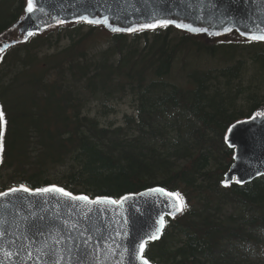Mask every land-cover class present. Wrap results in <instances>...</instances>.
<instances>
[{"label":"trees","instance_id":"16d2710c","mask_svg":"<svg viewBox=\"0 0 264 264\" xmlns=\"http://www.w3.org/2000/svg\"><path fill=\"white\" fill-rule=\"evenodd\" d=\"M25 7L0 0V43ZM102 33L52 28L0 57V193L56 184L119 199L160 186L185 211L147 245L152 264H264V177L222 186L233 163L226 130L264 107V44L167 27L101 46ZM218 58L227 65L201 62ZM125 100L134 113L104 123Z\"/></svg>","mask_w":264,"mask_h":264},{"label":"water","instance_id":"95a60500","mask_svg":"<svg viewBox=\"0 0 264 264\" xmlns=\"http://www.w3.org/2000/svg\"><path fill=\"white\" fill-rule=\"evenodd\" d=\"M33 3L35 11L29 13L26 3L25 16L18 24L21 41L2 43L0 55L52 27L74 23L102 26L109 33L139 32H114L104 24L82 21L84 16L92 20L107 18L112 27L123 29L171 19L207 31L169 27L196 36L205 35L210 40L234 32L247 39L248 34L264 29V0H33ZM228 28L230 32L226 31ZM146 30L152 29L142 31ZM242 32L246 35H241ZM258 114H264V108L250 118L235 122L225 134V143L234 152V162L225 175L224 187L244 186L264 177V115ZM51 186L62 188L48 187ZM158 188L162 187L125 195L119 200L72 193L92 201L98 198L122 201L117 204L73 201L60 193L35 194L36 189L31 188L32 192L0 197V232L3 233L0 264H141V243L146 241L145 252L148 243L161 239L166 219H176L184 211V208L176 210L174 198L167 195L169 191L164 188L163 193L152 191ZM161 218L165 222L163 228ZM158 229L159 238L152 240L150 237ZM6 252L10 255H5Z\"/></svg>","mask_w":264,"mask_h":264},{"label":"snow or ice","instance_id":"6c2138e0","mask_svg":"<svg viewBox=\"0 0 264 264\" xmlns=\"http://www.w3.org/2000/svg\"><path fill=\"white\" fill-rule=\"evenodd\" d=\"M27 11L29 13H32L35 11V6L33 3V0H27ZM81 20L84 22H87L89 24H104L105 26L111 27V30L114 32H121V31L135 32V31H142L144 29L155 30L158 27L159 28H167V27H169V25H174L177 28H182V29L187 30L189 32L207 31L206 29H199V28L192 27L189 24L176 23L174 20H171V19H157V20H154V22H152V23L142 24L140 26V28H128V29L112 27L110 21L107 18H104L103 20H92V19H89L88 17L84 16V17H81ZM60 23H64V21H60ZM226 31L230 32L231 29L228 28V29H226ZM29 35H31V33H29ZM241 35H246V34L242 32ZM246 38L248 40H251V41L264 42V29H262L259 33L248 34L246 36ZM3 115H4L3 112L0 111V121L3 120ZM258 115H264V114H258ZM0 150H2V144H0ZM237 182L239 183V181H237ZM20 191L32 192L31 189H29L25 186H21L20 188L11 189L10 192L0 193V197H7L8 195H10L12 193H17ZM152 191L163 193L165 190L162 188H158V189H153ZM48 193H60L62 196L67 197L70 200L82 201V202H86L89 204H100V203H104V202H108L111 204L122 203V201L117 202L115 200H107V198H98L97 200L92 201L87 196H75L72 193L65 191L63 188H59L56 186H51V187H47V188H40V189L35 190V194H48ZM167 195L169 197L174 198V206H175L176 210L177 211H183V208L185 205L183 204V198L181 197L180 193L169 192V193H167ZM160 223H161V228H163V226L165 224L163 218H161ZM159 234H160V229H158L157 233L152 235L150 238L152 240L158 239ZM2 237H3V233L0 232V238H2ZM145 244H146V241L141 243V245H140L139 258L141 260V264H149V261L143 255L144 249H145ZM18 254L19 253H17V255ZM5 255H10V253L6 252Z\"/></svg>","mask_w":264,"mask_h":264},{"label":"rangeland","instance_id":"374dc122","mask_svg":"<svg viewBox=\"0 0 264 264\" xmlns=\"http://www.w3.org/2000/svg\"><path fill=\"white\" fill-rule=\"evenodd\" d=\"M108 35L109 34H107L105 31H104V33L99 35L97 40L99 41L101 46H105V44L107 43V39L109 38ZM21 39L22 38L20 37V35L18 33V28H16L11 34H8L7 37L1 43L10 42V41H14V40L18 41ZM237 40L238 39L235 35L229 36L228 38L224 39L225 42H231V41H237ZM220 58H218L214 62H210V61H207L205 59H202L201 62L203 64H205L207 67H214V68L220 69V68H223L225 65H227V64L223 63V61ZM192 62L193 61H191V63ZM179 67H180V65H179ZM175 73L177 75H179L178 71H176ZM89 108H90L91 113L93 115H96L99 111L97 103L90 104ZM115 110L116 111L114 113L106 116V118H103L104 123H106V124L116 123L117 125L122 124L123 123V117L126 114L134 113V106L132 105L131 100H125V102L115 104Z\"/></svg>","mask_w":264,"mask_h":264}]
</instances>
